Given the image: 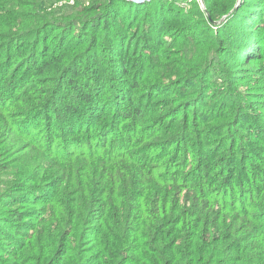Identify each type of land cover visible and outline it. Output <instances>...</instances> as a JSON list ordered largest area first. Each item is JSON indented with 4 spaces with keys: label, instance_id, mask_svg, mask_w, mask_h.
<instances>
[{
    "label": "trees",
    "instance_id": "16d2710c",
    "mask_svg": "<svg viewBox=\"0 0 264 264\" xmlns=\"http://www.w3.org/2000/svg\"><path fill=\"white\" fill-rule=\"evenodd\" d=\"M0 0V264H264V0Z\"/></svg>",
    "mask_w": 264,
    "mask_h": 264
},
{
    "label": "built area",
    "instance_id": "2783aa9c",
    "mask_svg": "<svg viewBox=\"0 0 264 264\" xmlns=\"http://www.w3.org/2000/svg\"><path fill=\"white\" fill-rule=\"evenodd\" d=\"M134 1H136V0H134ZM140 1H143V2L146 1V2H148V1H150V0H140ZM69 4H70V5L73 4V0H70V1H69Z\"/></svg>",
    "mask_w": 264,
    "mask_h": 264
},
{
    "label": "water",
    "instance_id": "95a60500",
    "mask_svg": "<svg viewBox=\"0 0 264 264\" xmlns=\"http://www.w3.org/2000/svg\"><path fill=\"white\" fill-rule=\"evenodd\" d=\"M200 2H201V0H200ZM201 4H202V2H201Z\"/></svg>",
    "mask_w": 264,
    "mask_h": 264
}]
</instances>
